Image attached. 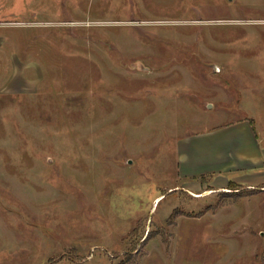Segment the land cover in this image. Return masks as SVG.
Instances as JSON below:
<instances>
[{
  "label": "rangeland",
  "instance_id": "rangeland-1",
  "mask_svg": "<svg viewBox=\"0 0 264 264\" xmlns=\"http://www.w3.org/2000/svg\"><path fill=\"white\" fill-rule=\"evenodd\" d=\"M247 128L264 0H0V264H264Z\"/></svg>",
  "mask_w": 264,
  "mask_h": 264
},
{
  "label": "crops",
  "instance_id": "crops-1",
  "mask_svg": "<svg viewBox=\"0 0 264 264\" xmlns=\"http://www.w3.org/2000/svg\"><path fill=\"white\" fill-rule=\"evenodd\" d=\"M19 75H20L19 81L23 82L24 72L23 71L19 72ZM241 136L246 138V140H247L246 152H247V155L249 158L254 159L256 157H260L261 155H264V147L262 145V140H261L259 135L257 136L255 134L253 129H251V128L245 129L244 133ZM234 153L237 155L238 150L236 149V151ZM250 166H252V164H249L246 167H250ZM249 185H252V184H249ZM224 186H225V184L222 186H219V187L222 188Z\"/></svg>",
  "mask_w": 264,
  "mask_h": 264
},
{
  "label": "trees",
  "instance_id": "trees-1",
  "mask_svg": "<svg viewBox=\"0 0 264 264\" xmlns=\"http://www.w3.org/2000/svg\"><path fill=\"white\" fill-rule=\"evenodd\" d=\"M231 183H232L233 185L235 184L234 181H231ZM231 183H230V184H231ZM232 184H231V185H232ZM250 191H253V190H250Z\"/></svg>",
  "mask_w": 264,
  "mask_h": 264
}]
</instances>
